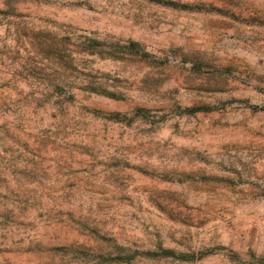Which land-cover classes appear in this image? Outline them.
I'll return each mask as SVG.
<instances>
[{
	"label": "rangeland",
	"instance_id": "rangeland-1",
	"mask_svg": "<svg viewBox=\"0 0 264 264\" xmlns=\"http://www.w3.org/2000/svg\"><path fill=\"white\" fill-rule=\"evenodd\" d=\"M167 1L0 0V264H99L96 232L198 256L131 264H264V0ZM24 30L155 61L103 45L88 67L120 99L43 101Z\"/></svg>",
	"mask_w": 264,
	"mask_h": 264
},
{
	"label": "trees",
	"instance_id": "trees-1",
	"mask_svg": "<svg viewBox=\"0 0 264 264\" xmlns=\"http://www.w3.org/2000/svg\"><path fill=\"white\" fill-rule=\"evenodd\" d=\"M158 5L180 7L176 2L167 0H146ZM183 9H187L188 6L182 5ZM24 30L26 34H34ZM32 45H36L38 54L41 55L38 65L34 66L30 71H33L36 75V80L43 84V93H40L43 101H49L51 98H55L60 94H63L65 100L71 103L74 99V93L70 91H84L90 94L102 95L108 98L120 99V96L109 92L105 88V83L100 81L97 77V72L89 70L90 65L89 56L93 53L102 51L101 47L106 49L108 55H128L137 57L144 61L154 62L155 58L150 53L146 52L144 48L134 41H125L120 43L119 41L110 42L108 44H102L94 38L83 37L78 42L71 43V39L67 36L56 37L49 32L37 31L32 36ZM71 46V47H70ZM70 47V48H68ZM81 68V69H80ZM82 76V77H81ZM62 104V103H61ZM63 106H60L62 109ZM210 108H185L182 109L184 114H193L196 112H208ZM146 110L143 108H137L133 111L131 117L126 114L120 113H108L98 114L94 112L96 116L103 119L114 122L129 123L132 119L141 117L146 118ZM97 241L103 249H99L96 255V259L99 264H131L137 258H150L161 259L170 258L182 262L193 261L198 256L194 254H177L172 250L164 249L160 245L156 247L155 251H138L130 247L123 246L117 241L99 237L96 232ZM105 249V250H104ZM71 252L76 253L81 257V254H88L81 246L70 247Z\"/></svg>",
	"mask_w": 264,
	"mask_h": 264
}]
</instances>
